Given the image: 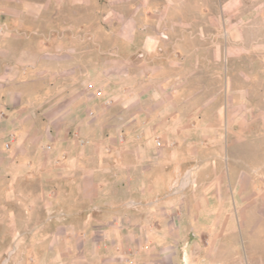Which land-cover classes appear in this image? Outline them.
I'll use <instances>...</instances> for the list:
<instances>
[{"label": "crops", "instance_id": "crops-1", "mask_svg": "<svg viewBox=\"0 0 264 264\" xmlns=\"http://www.w3.org/2000/svg\"><path fill=\"white\" fill-rule=\"evenodd\" d=\"M176 17L177 24L169 22ZM116 19H161L162 24L168 20L167 27L180 35L176 48L193 51L177 65L196 68L194 78H199L204 64L202 44L217 50L214 31L221 19L228 26L230 43L246 53L244 63H249L250 52L264 54V0H116ZM258 62L264 66V60ZM241 79L246 84L253 81L247 73ZM240 93L242 102L236 109L230 108L229 93L225 106L217 104L214 90L172 94L176 102H168L160 112V137H155L156 126L143 107L128 123V141L116 134L89 139L88 106L65 108L62 114L52 110L41 125L18 109L0 116V188L2 181L11 189L20 186L16 209L22 215L6 206L1 211L7 212L3 217L10 228L20 229L18 243H31L23 253L36 260L33 264H132L135 252L127 255L125 244L144 243L145 238L130 228L152 227L153 212L148 202L136 198L131 207L122 204L112 190L125 174L130 188L145 196L159 193L172 176L168 170L173 163L177 174L188 164L187 185L193 178L199 190L188 208L183 202L179 206L182 218L187 214L180 218L183 225L222 227L223 233L235 223L233 204L238 217L247 220L249 207L264 205V89L258 90L257 103L250 107L245 102L249 90ZM202 98L208 100L204 105ZM154 167L161 174L151 186L146 180L153 177ZM15 195L7 191L8 197ZM159 209L165 214H159L160 225L168 224V208ZM137 215L145 216L144 223ZM42 226L48 227L45 236ZM222 235L211 236V242ZM146 239L152 243L151 232Z\"/></svg>", "mask_w": 264, "mask_h": 264}, {"label": "rangeland", "instance_id": "rangeland-1", "mask_svg": "<svg viewBox=\"0 0 264 264\" xmlns=\"http://www.w3.org/2000/svg\"><path fill=\"white\" fill-rule=\"evenodd\" d=\"M163 21L116 19V0H0V116L8 117L18 109L41 125L52 110L62 114L65 108L88 106L89 139L116 134L119 140L128 141L132 135L128 123L143 107L159 138L163 131L160 112L168 102H176L172 96L177 93L214 90L219 106H225L229 93L233 96L230 108L236 109L242 102L240 92L248 89L250 98L245 102L249 107L257 103L258 90L264 89V77L257 82L258 76H264V66L258 62L264 60L262 51L248 53L249 63H244L246 53L239 44L230 43L228 26L221 19L214 31L217 50H207L209 44H202L204 64L199 78H194L196 68L177 65L183 57L191 58L193 51L178 50L174 45L180 37L178 31L167 27L168 20ZM169 22L177 24L178 18ZM244 73L253 81L246 84L241 79ZM200 101L204 105L208 100ZM221 130L224 135L226 128ZM176 165L169 167L172 176L159 193L145 196L130 188L125 174L112 190L122 204L131 207L136 198L148 202L153 212L152 227L130 228L145 238L144 243L125 244L127 255L135 252L132 264H264V205L249 207L245 212L248 219L241 220L233 204L235 223L223 233L222 227L183 225L180 218L186 219L187 214L185 211L182 218L179 206L183 202L188 208L199 190L193 178L187 185L188 164L180 174ZM152 172L154 178L146 180L151 186L161 174L158 167ZM2 183L0 264H33L36 260L23 253L31 243H18L20 229L10 228L4 218L7 212L1 211L6 206L22 215L16 209L20 186L11 189V184ZM8 190L16 195L8 197ZM160 207L168 208L166 225H160L159 214L165 215ZM225 215L223 212L221 218ZM137 218L144 223L145 216ZM40 232L47 235L48 227L42 226ZM149 232L152 243L146 239ZM218 233L222 238L211 242L210 237Z\"/></svg>", "mask_w": 264, "mask_h": 264}]
</instances>
